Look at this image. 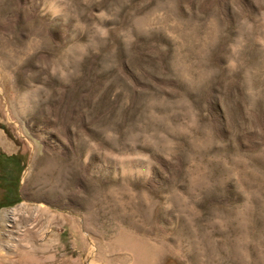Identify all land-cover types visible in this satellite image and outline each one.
Wrapping results in <instances>:
<instances>
[{
    "label": "rangeland",
    "instance_id": "1",
    "mask_svg": "<svg viewBox=\"0 0 264 264\" xmlns=\"http://www.w3.org/2000/svg\"><path fill=\"white\" fill-rule=\"evenodd\" d=\"M0 264H264V0H0Z\"/></svg>",
    "mask_w": 264,
    "mask_h": 264
},
{
    "label": "trees",
    "instance_id": "2",
    "mask_svg": "<svg viewBox=\"0 0 264 264\" xmlns=\"http://www.w3.org/2000/svg\"><path fill=\"white\" fill-rule=\"evenodd\" d=\"M17 202V198H16V200L14 201V203H16Z\"/></svg>",
    "mask_w": 264,
    "mask_h": 264
}]
</instances>
